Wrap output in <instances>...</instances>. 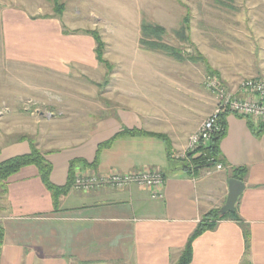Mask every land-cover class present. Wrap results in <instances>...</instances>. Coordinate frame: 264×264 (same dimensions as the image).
<instances>
[{
  "label": "rangeland",
  "instance_id": "374dc122",
  "mask_svg": "<svg viewBox=\"0 0 264 264\" xmlns=\"http://www.w3.org/2000/svg\"><path fill=\"white\" fill-rule=\"evenodd\" d=\"M52 1L0 0V12L21 11L33 25L53 22L62 36L41 44L37 25L11 44L3 41L0 25V151L22 137L43 156L72 147L88 139L98 121L138 106L153 129L177 141L180 155L215 105L205 88L208 76L229 90L245 79L264 80V0H60L61 15ZM187 14L190 43L174 35ZM142 22L162 26L167 31L162 43L184 56L198 53L207 64L141 48ZM87 31L100 35L110 71L96 60ZM91 173L100 175H84ZM86 251L95 259L96 250ZM114 253L103 257L116 259L98 264H131V250Z\"/></svg>",
  "mask_w": 264,
  "mask_h": 264
},
{
  "label": "crops",
  "instance_id": "0c3cea01",
  "mask_svg": "<svg viewBox=\"0 0 264 264\" xmlns=\"http://www.w3.org/2000/svg\"><path fill=\"white\" fill-rule=\"evenodd\" d=\"M0 25L3 41L11 44L18 41L14 37L18 38L24 29L31 33L37 25L41 44L56 41L53 36L62 37L55 23L38 20L33 25L15 9L0 12ZM143 111L138 106L120 108L114 117L98 121L82 143L48 151L44 158L51 165L50 181L58 187L65 186L69 177L73 180L76 172H161L163 198L151 199L148 189L136 185L90 193L71 189L60 199L58 212L53 213L51 195L37 169L22 168L9 177L6 191L0 196V224L4 230L0 264H71L69 257L79 264H98L116 259L103 257L116 256V250H131V264H172L179 259L201 216L224 204L228 175L226 170L215 168L201 170L197 177L183 171L170 172L164 141L147 135L116 139L99 153L93 167L98 145L123 129L165 133L153 129ZM225 124L226 135L219 144L222 157L231 167L248 169L245 190L235 205L240 222L219 221L214 230L196 238L189 264H264V134L256 139L247 121L234 115H227ZM165 134L173 155L178 156L177 141ZM29 153L27 142L7 145L0 151V163ZM75 161L78 163L70 171ZM211 174L213 182L207 183L206 176ZM86 250H96L95 259H88Z\"/></svg>",
  "mask_w": 264,
  "mask_h": 264
},
{
  "label": "trees",
  "instance_id": "16d2710c",
  "mask_svg": "<svg viewBox=\"0 0 264 264\" xmlns=\"http://www.w3.org/2000/svg\"><path fill=\"white\" fill-rule=\"evenodd\" d=\"M52 2L54 6L53 11L55 12V14L61 15L63 12V5L60 3V0H53ZM181 6L185 7L184 4H181ZM43 18H48V17L44 16ZM189 32H190V25H189V16L187 14L183 17L179 29L174 31V35L177 37V39L190 43L191 40L188 34ZM86 33L90 35L95 42L96 60L102 65H104L108 71H110L111 67L103 59V51L105 45L100 35L98 34L97 31H87ZM166 33H167L166 29L158 24L142 22L140 27L141 38L139 40V44L141 48L145 50L161 52L166 57H169L178 62L189 61L192 63H196L198 61L207 64L204 57L198 53L197 56L195 57L188 55L184 56L180 50L162 43L161 41L163 40ZM207 72H209V74L211 75H214L213 72L210 71L208 67H207ZM227 115H229L228 112H223L220 115L219 124L221 130L218 132H214L210 136V139L206 145L199 147L195 152L187 154L182 159L176 158L173 155L171 149L172 148L171 142L167 135L147 133L142 130L123 129L120 133L113 136L109 141L98 145L96 158L92 166L94 167L97 165L99 153L103 149L108 148L116 139L125 136L147 135L151 137H157L162 141H164L167 151V162H168L167 168L168 171L170 172L183 171L186 172L187 176L189 177H197L199 171L213 169L215 168L216 165L220 164L222 165L223 169L227 171L228 179L232 178L244 183L246 180L248 169L246 167L229 166L219 151V144L226 135L225 118L227 117ZM246 121L249 124V127L255 138L259 139L264 134V123L260 122L255 124L250 120H246ZM24 141H26L29 144V148H30L29 154L13 157L11 159H8L0 163V195H3L5 193L6 185L9 177L19 172L22 168L33 166L37 169L41 182L43 183V185L51 195L53 213H56L58 212L60 206V199L69 193L72 187L73 180L71 177H69L68 183L63 187H58L53 185L50 181V173H51L50 163L44 158L42 153L36 148V146L30 140L24 137L18 139V142H24ZM76 163L78 162L76 161L71 162L70 171H72L74 164ZM219 209L220 208L209 210L207 213L201 216V219L198 222L194 232L187 240L184 249L181 251L179 259L172 264H189L192 258L191 246L193 241L203 233L214 230L217 222L223 220H233L240 222V219L236 214L235 210L231 213L226 214L225 216H220ZM3 239H4V230L0 224V255H1V248L3 246ZM245 244L248 245V237L247 239H245ZM82 264H91V263L82 262Z\"/></svg>",
  "mask_w": 264,
  "mask_h": 264
},
{
  "label": "built area",
  "instance_id": "2783aa9c",
  "mask_svg": "<svg viewBox=\"0 0 264 264\" xmlns=\"http://www.w3.org/2000/svg\"><path fill=\"white\" fill-rule=\"evenodd\" d=\"M205 88L215 100L214 109L188 137L184 150L176 158L182 159L187 154L206 145L210 136L221 130L219 120L223 112L250 120L255 124L264 123V80L245 79L240 82L235 90H229L222 86L214 76H208L205 81ZM215 170H223L222 165H216ZM163 184L162 173L150 170H137L127 173L111 172L100 175L92 173L84 175L77 172L74 175L71 188L74 191L88 193L103 188L123 190L131 185H136L148 189L151 199H162Z\"/></svg>",
  "mask_w": 264,
  "mask_h": 264
},
{
  "label": "water",
  "instance_id": "95a60500",
  "mask_svg": "<svg viewBox=\"0 0 264 264\" xmlns=\"http://www.w3.org/2000/svg\"><path fill=\"white\" fill-rule=\"evenodd\" d=\"M227 196L224 204L219 209V215L225 216L228 213H231L235 210V205L238 201V198L245 190V184L235 179L227 180Z\"/></svg>",
  "mask_w": 264,
  "mask_h": 264
}]
</instances>
